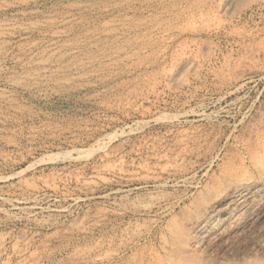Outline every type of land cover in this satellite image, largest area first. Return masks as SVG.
Wrapping results in <instances>:
<instances>
[{
    "label": "rangeland",
    "instance_id": "obj_1",
    "mask_svg": "<svg viewBox=\"0 0 264 264\" xmlns=\"http://www.w3.org/2000/svg\"><path fill=\"white\" fill-rule=\"evenodd\" d=\"M0 264H264V0H0Z\"/></svg>",
    "mask_w": 264,
    "mask_h": 264
},
{
    "label": "bare ground",
    "instance_id": "obj_2",
    "mask_svg": "<svg viewBox=\"0 0 264 264\" xmlns=\"http://www.w3.org/2000/svg\"><path fill=\"white\" fill-rule=\"evenodd\" d=\"M243 186V185H242ZM246 188H247V186H246Z\"/></svg>",
    "mask_w": 264,
    "mask_h": 264
}]
</instances>
